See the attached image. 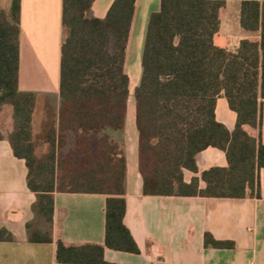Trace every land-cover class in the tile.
<instances>
[{
  "label": "trees",
  "instance_id": "trees-1",
  "mask_svg": "<svg viewBox=\"0 0 264 264\" xmlns=\"http://www.w3.org/2000/svg\"><path fill=\"white\" fill-rule=\"evenodd\" d=\"M93 2L62 0L58 122L46 135L49 151L41 158L31 143L35 95L18 90L21 0H10L8 12L0 6V109L12 108L7 140L14 157L25 162L26 185L35 195L31 211L43 224H26L28 241L52 243L54 193L107 197L104 244L67 245L57 239L58 264H111L104 260L105 248L139 253L123 224L124 151L108 133L125 127L130 97L125 59L135 1L114 0L104 19L88 17ZM224 7L225 0H161L159 11L149 16L141 78L133 93L144 196L264 198L259 184L264 172V1L240 3L242 29L258 33L259 39L241 41L234 52L214 44ZM219 97L236 114L232 132L216 121ZM245 127L257 130V137ZM69 133L74 147L64 156L60 150ZM207 148L222 151L227 167L204 171V188L197 179L185 183L183 172L197 173L196 157ZM12 240L0 230V241ZM203 244L233 248L209 233Z\"/></svg>",
  "mask_w": 264,
  "mask_h": 264
},
{
  "label": "crops",
  "instance_id": "crops-1",
  "mask_svg": "<svg viewBox=\"0 0 264 264\" xmlns=\"http://www.w3.org/2000/svg\"><path fill=\"white\" fill-rule=\"evenodd\" d=\"M8 0H0L3 7ZM114 0H94L89 18L104 19ZM135 11L126 51L125 71L135 89L141 78V58L149 16L159 11L161 0H134ZM264 0H225L220 13L219 31L214 44L234 52L241 41H258L240 25V3ZM18 90L41 98L59 99V72L62 28V0H21ZM34 116V115H33ZM216 121L232 132L236 114L219 97L215 104ZM245 131L257 137L258 131ZM122 145L125 160V215L139 253L131 254L105 248L104 260L111 264H264V198L218 199L202 197L144 196L138 169V133L135 105L128 100L125 127L119 134L108 132ZM0 230L12 241H0V264H58L57 239L67 245L104 244L106 196L101 194H53V241L36 244L28 241L26 224L43 227L31 211L35 195L26 185L25 162L14 157L7 137L0 132ZM261 143L264 145V102L262 105ZM197 173L185 170L183 179H197L212 168H226L225 154L207 148L196 157ZM264 192V172H259ZM205 233L217 241L233 243V248H206Z\"/></svg>",
  "mask_w": 264,
  "mask_h": 264
},
{
  "label": "rangeland",
  "instance_id": "rangeland-1",
  "mask_svg": "<svg viewBox=\"0 0 264 264\" xmlns=\"http://www.w3.org/2000/svg\"><path fill=\"white\" fill-rule=\"evenodd\" d=\"M10 0L6 1L5 5L2 7L5 11H9ZM134 87L133 84L130 85V105H135V99L133 96ZM60 106V99L50 97L41 98L40 102L35 103L34 111L32 115V136L31 143L34 147V154L37 158H41L49 151V144L46 141V135L49 130L54 126L57 129L58 122V111ZM12 108L10 106H3L0 109V132L1 134L8 137L12 132ZM114 134H119L122 131H110ZM58 136V133H57ZM74 135L69 133L66 135V143L61 148L60 152L68 155L69 152L73 151V139ZM58 153V149H57ZM77 163V162H76Z\"/></svg>",
  "mask_w": 264,
  "mask_h": 264
}]
</instances>
